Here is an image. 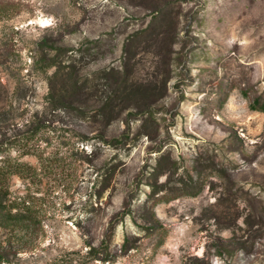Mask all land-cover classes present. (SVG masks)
Here are the masks:
<instances>
[{
	"label": "rangeland",
	"instance_id": "374dc122",
	"mask_svg": "<svg viewBox=\"0 0 264 264\" xmlns=\"http://www.w3.org/2000/svg\"><path fill=\"white\" fill-rule=\"evenodd\" d=\"M256 97L264 0H0V264H264Z\"/></svg>",
	"mask_w": 264,
	"mask_h": 264
},
{
	"label": "trees",
	"instance_id": "16d2710c",
	"mask_svg": "<svg viewBox=\"0 0 264 264\" xmlns=\"http://www.w3.org/2000/svg\"><path fill=\"white\" fill-rule=\"evenodd\" d=\"M56 62L54 60L49 61L46 63V66H54ZM57 73L56 71L54 74ZM51 79V77H50ZM49 96V95H48ZM57 106V105H53ZM250 107L252 109H258L264 111V100H261L259 97H256L251 100ZM78 112H84L83 109H80L78 107H75ZM32 135H27L24 137V141L28 138H30ZM25 144V143H24ZM11 146V141L8 143H2L0 141V155L6 151ZM2 158V157H1ZM2 163L0 164V224L5 223H18L25 220V216L20 213V211L17 212H11V207H14L12 204V201L10 204L6 203L4 198L7 197V181L9 177L14 174H21L23 171L30 168L29 165H27L24 162L17 161L16 159H10L9 157L5 156L1 159ZM155 192V189H154ZM184 194H194V193H176L175 196L184 195Z\"/></svg>",
	"mask_w": 264,
	"mask_h": 264
}]
</instances>
